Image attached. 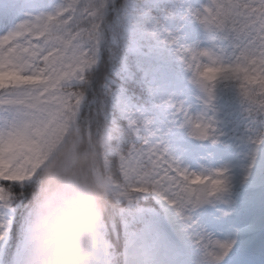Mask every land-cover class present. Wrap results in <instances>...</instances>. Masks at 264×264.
Masks as SVG:
<instances>
[{
	"label": "snow or ice",
	"instance_id": "obj_1",
	"mask_svg": "<svg viewBox=\"0 0 264 264\" xmlns=\"http://www.w3.org/2000/svg\"><path fill=\"white\" fill-rule=\"evenodd\" d=\"M123 6L121 0H62L54 13L19 23L16 0L0 11V30L14 25L0 35V264H25L42 169L68 144L98 154L97 173L112 174V195L153 192L167 201L190 238L212 248L207 256L214 264L233 248L234 241L213 240L188 215L229 192L226 168L190 171L164 143L141 135L145 122L132 118L127 128L101 123L88 107V72L97 63L105 16ZM188 11L209 33L211 46H181L177 55L207 93L206 103L211 106L220 82H234L250 119L264 115V0H208ZM169 39L178 43L174 35ZM177 109L193 137L219 139L214 118ZM254 143L264 145V135Z\"/></svg>",
	"mask_w": 264,
	"mask_h": 264
},
{
	"label": "rangeland",
	"instance_id": "obj_2",
	"mask_svg": "<svg viewBox=\"0 0 264 264\" xmlns=\"http://www.w3.org/2000/svg\"><path fill=\"white\" fill-rule=\"evenodd\" d=\"M35 0H16L18 11L25 5ZM141 7L131 4L129 17L133 18L139 12H144L145 5L161 6L164 0H140ZM62 0H47V3L36 7L35 10L26 13H17L15 23H19L26 19L29 15L54 13L61 5ZM208 3V0H182L181 9L189 14V9H201ZM12 5V0H0V11H7ZM148 17L147 14H144ZM25 16V17H24ZM14 25H10L8 29L0 30V35L5 34ZM172 23L166 21L161 27V35L169 38L171 34ZM178 43L175 48L181 46H197L200 49L211 46L210 36L199 31H192L190 28H183L178 34ZM145 47L142 45L135 46L132 49L134 55L146 56ZM94 67V66H93ZM92 67V68H93ZM91 68V69H92ZM90 69V70H91ZM144 80H148L149 94L156 98L163 99L172 94L166 112H177V118L181 127L177 128L173 133L161 135L164 125L159 117L151 118L150 111L145 107L137 108L127 96L125 91L114 92L112 97V105L114 114L125 124L126 128L132 118H137L147 124V127H141V134L145 133L154 143H164L168 148L169 154L177 159L182 167L194 172H206L215 169L226 168L230 177L231 188L222 199L217 203L208 207L207 211L201 213L200 210L191 211V216L197 229L205 232L213 240L221 242H233L235 246H242L241 232L256 222L261 223L262 217L257 216V210L264 207V145L254 143V138L247 127L254 124L249 116L242 117L239 110L240 107L234 108L230 114L224 117L220 116L218 107L225 106L222 95L215 94V99L209 106L206 101L208 96L198 87H185V84L178 80L175 76L162 69L155 76L150 77L148 74L143 75ZM220 83H229L222 81ZM155 86V87H154ZM152 87L154 90H152ZM180 96H178V94ZM182 106L183 110L192 116L205 115L214 118L216 127L219 132V139L213 141L211 138L201 140L191 135L190 126L184 122L183 112L178 111L177 106ZM161 115V111L159 112ZM238 123L237 126H233ZM249 150L255 156V163L245 158V152ZM247 177V179H246ZM255 185L253 190L249 186ZM118 203H124L130 209H134L137 205L144 201L158 202L164 212V219L155 213H150L151 217L159 220L156 224L150 223L146 231L128 232L122 229L120 232L121 240L125 237L128 242L123 252L124 264H183L182 258L176 263L173 262V255L168 251L166 241L159 240L152 250L149 249L147 240H150L157 233V227H167L172 232L170 245L172 251L177 247L185 246L194 241L190 238V231L184 221L175 212L167 201L159 197L153 192L143 194H133L132 198L117 197L112 195ZM224 201H228L225 203ZM174 218V223L170 220ZM140 216V214H139ZM264 228V223L262 224ZM124 225V229L129 228ZM108 226L103 223L97 240V264H108L111 259V246L104 238ZM202 252L207 255V251L200 246ZM208 259L213 262L209 257ZM173 262V263H172Z\"/></svg>",
	"mask_w": 264,
	"mask_h": 264
},
{
	"label": "trees",
	"instance_id": "obj_3",
	"mask_svg": "<svg viewBox=\"0 0 264 264\" xmlns=\"http://www.w3.org/2000/svg\"><path fill=\"white\" fill-rule=\"evenodd\" d=\"M56 2L60 0H55ZM148 1V0H147ZM140 0H121L124 5L119 14L107 13L104 20V28L101 33V40L97 54V63L89 70V101L88 107L93 116L97 117L101 123L119 124L126 128L123 121L115 116L111 95L117 91H125L131 102L137 107H145L150 111L151 118L159 117L163 121V135L173 133L181 127L177 118V112H166L172 94L159 99L149 94L148 80L143 79L144 74L150 77L155 76L162 69L167 70L170 75L175 76L185 84V87H198L206 95L203 88L194 82L193 73L187 68L183 60L177 55L176 44L170 39L163 37L160 27L169 21L172 23L171 35L179 37V31L183 28H190L192 31H199L208 36L209 33L204 27L184 12L182 0H164L161 6L145 5L144 12H139L133 18L129 17L131 4L141 7ZM47 3V0H35L22 7L18 12L26 13L35 10ZM144 14H147L146 17ZM25 17V16H24ZM145 47L144 55H134L132 49L135 46ZM155 87V86H154ZM152 90L153 87H152ZM75 91V89H73ZM182 92L178 94L180 96ZM221 94L225 106L218 107L221 117L240 107V114L244 118L248 115L247 105L239 94L238 87L234 82L219 83L216 93ZM161 111V115L159 112ZM253 126L247 127L250 134L256 138L264 135V115L252 120ZM234 123L233 126H237ZM148 136L147 134H141ZM213 140V139H212ZM214 141V140H213ZM245 158L252 160V153L247 150ZM255 185L249 186L253 190ZM218 200H213V204ZM211 203L201 205L191 211L200 210L201 213L207 211ZM157 213L164 219V212L158 202L144 201L134 209H130L124 203H118L115 199L109 198L106 202V212L104 223L108 230L103 233L104 238L111 246V259L108 264H124L122 250L126 246L127 238H120L122 229L128 232L146 231L150 223H157L150 213ZM140 214V216H139ZM257 216L262 217L261 223H255L241 232L243 245H237L220 264H264V207L257 210ZM170 220L174 223V218L170 215ZM124 225L130 227L124 229ZM172 232L167 227H157V233L150 240H147L149 249L152 250L159 240H165L168 245L170 255H173V262L182 258L183 264H214L208 256L201 251L200 245L192 241L185 246L177 247L172 251L170 240ZM172 262V263H173Z\"/></svg>",
	"mask_w": 264,
	"mask_h": 264
},
{
	"label": "clouds",
	"instance_id": "obj_4",
	"mask_svg": "<svg viewBox=\"0 0 264 264\" xmlns=\"http://www.w3.org/2000/svg\"><path fill=\"white\" fill-rule=\"evenodd\" d=\"M97 153L68 144L43 167L29 218L25 264H97L113 177Z\"/></svg>",
	"mask_w": 264,
	"mask_h": 264
}]
</instances>
